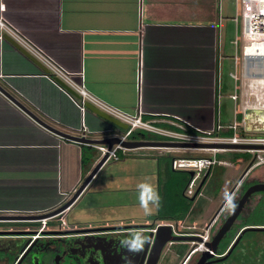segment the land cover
I'll list each match as a JSON object with an SVG mask.
<instances>
[{
	"label": "crops",
	"instance_id": "crops-1",
	"mask_svg": "<svg viewBox=\"0 0 264 264\" xmlns=\"http://www.w3.org/2000/svg\"><path fill=\"white\" fill-rule=\"evenodd\" d=\"M1 5L2 15L67 71L83 73L89 92L128 113H134L139 102L145 120L177 118L209 131L218 107L220 125L227 127L235 111L242 120L247 107L255 104L245 99L240 108L242 97L255 100L264 90L263 79L243 74L242 86L248 82L250 89L245 87L240 96L239 75L237 81L230 76L239 66L228 52L235 50L242 57L246 43L238 42L230 30L233 17L223 15L220 6L216 12L215 0H0ZM242 59L244 73L245 56ZM230 64L233 73L227 75ZM0 74V85L15 100L58 131L90 141L124 132L113 134L117 130L90 111L81 115L45 71L6 38L0 42ZM230 80L233 92L223 95L222 85ZM236 88L238 101L233 102L230 96ZM227 100L231 116L222 119ZM255 118L251 114L250 119ZM93 145L104 146L61 139L0 93V215L41 214L62 204L98 161L83 151L95 150ZM104 169L75 205L90 194ZM176 254L173 261L180 257Z\"/></svg>",
	"mask_w": 264,
	"mask_h": 264
},
{
	"label": "built area",
	"instance_id": "built-area-1",
	"mask_svg": "<svg viewBox=\"0 0 264 264\" xmlns=\"http://www.w3.org/2000/svg\"><path fill=\"white\" fill-rule=\"evenodd\" d=\"M236 4V16L233 17V21L237 24L238 22V6H240V18L242 23V37L246 43L242 47V54H245V50L248 49L254 42H260L259 36L264 34V0H235ZM3 5L0 7V42L7 36L14 43H16L24 52H26L30 57L36 60L45 69L44 76L53 83L57 89L66 95L69 100L79 109L81 115L88 111L86 109V104L89 103L95 107L98 111L105 113L106 115L122 122L127 126L126 130L121 135V140H127L129 136L136 130L145 131L151 134H155L161 137L169 139L170 143H185L190 145H215V147H193L187 148L200 153L211 152L212 156H195V157H173L170 163V168L172 171H182L186 172L188 175L190 172L193 173L190 180L185 188L184 194L186 197L194 198L193 204L190 211L186 216L177 221H159L155 223L149 230L153 237H155L157 229L159 227H169L171 234L179 237H198L201 239L200 242H191L192 248L190 252L184 257L183 264H186L194 256H200V254L207 250L206 244L209 243L213 237L212 229L215 227L216 219L219 216L220 210L227 206L230 200L234 197L235 192L238 191L244 179L248 174L255 168L264 165V132L253 133L248 132L244 126V114L242 120H237V115L240 112L235 111L234 121L227 127H223L219 122L218 107L215 112V120L213 128L209 131L199 130L185 121L175 118L174 121H168L160 119L157 117H151L147 120L143 118V113L140 109L139 102L134 113L125 112L105 101L98 98L91 92H89L84 84L83 73H70L63 66H61L51 55L46 53L38 45H36L29 37H27L23 32L17 29L13 24H11L3 15ZM217 25V23H215ZM254 39V40H253ZM234 43L237 42L235 41ZM238 56L235 57V65L238 64ZM254 76L264 80V67L262 65L254 66V68L246 70L244 64V74L250 72ZM235 73L230 74L231 78L235 81L238 80ZM0 74V79H2ZM220 76L219 72H216L214 79V91H216L215 100L218 104L219 99V85ZM262 82H260V88ZM66 87L72 90L77 96L72 95ZM237 88L230 98L233 102L238 101V96L236 94ZM264 90L258 94H255V104L253 106H248V111L264 110ZM166 125L167 127L163 126ZM83 132L85 129L82 127ZM224 131L227 133L224 134ZM232 146L238 148H231ZM99 152L98 160H100L104 155H107V159L103 165H107L109 162H119V152H125V149L121 144L113 145L110 150L106 146L93 145L91 146ZM226 151H235L238 153L254 154V158L250 161L247 167L243 169V174L240 176L239 180L228 190L225 197L221 200L216 199L214 205L220 206L219 212L212 218L211 213L207 215L209 218H205L202 222L198 219L191 220L190 216L191 210L195 207V203L199 198H203V186L211 174V170L216 166L230 167L231 162L228 163L226 160H221L217 158V153H224ZM240 160V159H239ZM237 160V161H239ZM242 168V167H241ZM239 168V169H241ZM205 171L203 178L204 182H200V185L194 190L193 186L197 180L199 173ZM204 183V184H203ZM65 211L64 213H66ZM58 221L61 226L65 225L66 219L64 216L58 215ZM202 224V228H200ZM204 226V227H203ZM182 264V263H181Z\"/></svg>",
	"mask_w": 264,
	"mask_h": 264
},
{
	"label": "rangeland",
	"instance_id": "rangeland-1",
	"mask_svg": "<svg viewBox=\"0 0 264 264\" xmlns=\"http://www.w3.org/2000/svg\"><path fill=\"white\" fill-rule=\"evenodd\" d=\"M216 12L220 6V11L222 10L223 15L235 17L236 16V4L235 0H215ZM237 24L233 21L229 23L230 30L232 29L236 33L238 42H243L242 37V23L240 18V6H238L237 11ZM264 39H262L263 41ZM243 51V50H242ZM230 58L235 55V50L228 52ZM243 54L239 55V88L241 90L240 96L242 95V90L250 89V85L242 86L244 81L242 79L243 72L241 73ZM245 63V61H244ZM232 64L228 65L227 75L232 72ZM226 75V73H223ZM224 77V76H223ZM264 87V83L261 84ZM233 80L225 81L222 85V94L228 95L233 92ZM264 89V88H263ZM247 100L250 105L255 103L253 96L242 97L240 102V108L243 105V101ZM229 106L226 109H222L221 118L225 115L231 116L232 105L229 100H227ZM264 101V96H263ZM117 130L118 134L120 131ZM137 133L146 136L148 141L152 142H169L168 138L161 137L155 134H151L145 131H138ZM253 134V133H252ZM92 155L94 158L99 156L97 150H87L86 154ZM124 153V152H122ZM213 153L206 152L200 153L190 149H152V148H142L136 149L134 151H125L123 154V159L119 162H110L103 168L105 174L97 178L94 183L90 194L82 199L78 204H76L71 210L65 213L64 218L73 224H81L86 226L90 222H99L107 220L111 223L122 222L126 224H136L144 225L146 223L155 221L154 215L157 210V190H156V177L158 168V159L160 157H195V156H212ZM217 158L221 160H226L230 164V167L216 166L211 170V174L203 186V198H199L195 203V207L191 210V220L198 219L201 222L205 218H209L207 215L210 213V217H214L220 210V206H215V200H221L225 197L226 193L232 186L239 180L241 174H243V169L248 166L250 161L254 158V154L238 153L235 151H226L224 153H217ZM240 159V160H239ZM239 160V161H237ZM242 167V168H241ZM241 168V169H239ZM181 172V171H177ZM205 174V171L199 173L197 180L194 183L193 189L195 190ZM179 174H174L173 180H178ZM262 182L264 183V165L253 169L248 176L244 179V184L249 182ZM188 198V197H187ZM240 198V188L235 192L234 197L230 200L227 206L220 210V214L217 218V223L212 229V234H215L220 226L223 224L227 215L233 210L236 202ZM190 199V197H189ZM258 197L251 196L249 202L245 208L253 207L257 203ZM244 208V209H245ZM243 212V211H242ZM157 222V221H155ZM204 227V226H203ZM202 228V224H200ZM148 229V228H145ZM143 236V241L147 238V234L140 231ZM240 233V232H239ZM238 233V234H239ZM236 235V237L238 236ZM235 237V238H236ZM249 243H255L254 249H251L250 255H253L254 250H259L258 254L253 256L256 257V264L264 261L262 255H264V234L257 235L256 237L246 239L243 241V245L247 247ZM190 247L189 243H176L173 246V252L163 254L159 264H180L186 251ZM178 252L180 257L173 261L174 253ZM248 252V251H246ZM199 255L196 256L195 260L190 261V264H195ZM173 261V262H172Z\"/></svg>",
	"mask_w": 264,
	"mask_h": 264
},
{
	"label": "flooded vegetation",
	"instance_id": "flooded-vegetation-1",
	"mask_svg": "<svg viewBox=\"0 0 264 264\" xmlns=\"http://www.w3.org/2000/svg\"><path fill=\"white\" fill-rule=\"evenodd\" d=\"M243 185L244 181L240 190ZM62 204L41 214L0 215L3 217L0 218V264H146L154 237L152 235L147 253L143 256L147 238L143 241L140 231L151 234L148 230L155 221L136 225L104 220L90 222L86 226L66 221L61 226L57 216H65L64 212L75 204L58 214L39 217L52 213ZM176 243L190 244L184 257L192 248L191 242H168L157 264L163 254L173 252ZM176 253L174 255L178 256ZM195 259L196 256L186 264Z\"/></svg>",
	"mask_w": 264,
	"mask_h": 264
},
{
	"label": "water",
	"instance_id": "water-1",
	"mask_svg": "<svg viewBox=\"0 0 264 264\" xmlns=\"http://www.w3.org/2000/svg\"><path fill=\"white\" fill-rule=\"evenodd\" d=\"M5 38L11 41L21 52L27 55L31 61L38 64L43 69V71H45L42 65H40L36 60L30 57L26 52H24L9 37L6 36ZM66 89L72 95L77 96L72 90L68 89L67 87ZM0 93L4 97H6L8 100H10L13 104H15L17 107H19L22 111H24L34 122H36L43 128L47 129L51 133L60 137L61 139L76 142L82 145L83 144L84 145L101 144V145L106 146L108 150H110L112 146L116 144H121V146L125 150H133V149H139V148L187 149V148L201 147V146L207 147V148L215 147V145H190V144H185V143L132 141L129 139L122 141L121 135H111V137H109L108 139L101 140V141H90L86 139L84 136H81V137L71 136L61 131H58L54 129L53 127L49 126L48 124L44 123L37 116H35L32 112H30L28 109L22 106L17 100H15L12 97V95L2 85H0ZM85 107L88 111L102 118L103 120L108 122L111 126L116 127L119 131L126 130L127 126L125 124L106 115L105 113L98 111L91 104L87 103ZM253 113L256 115V118L254 121L250 119V116ZM244 120H245L246 131L252 132V133L264 132V110L247 111L245 113ZM231 148H238V147L232 146ZM106 159H107V155H104L100 160L96 159L98 161L95 163L90 173L85 177V179L82 181L79 187L74 191V193H72L68 197V199H66L65 201H62V203L63 202L64 203L61 205V207H59L57 210L53 211L50 214L40 215L39 217L52 216V215L58 214L68 209L70 206H73L77 202L79 197L83 194V192L87 189L92 179L102 169ZM192 175L193 173L190 172L189 176H192ZM204 180H205V177L203 178L202 182H204ZM261 192H264V183H261V182L249 186L244 191V193L240 196L239 200L236 202L233 210L229 213V215L224 220L223 224L220 226L217 232L213 235L212 240L205 245L207 250L200 254L195 264H217V263L223 262L230 256V254L232 253L234 248L237 246L241 237L246 231L264 230V227H247V228L242 229L240 233L238 234V236L234 239L230 247L227 249V251L223 255H217V248H218L219 243L225 237L228 231L232 228V226L235 224L241 212L244 210L245 206L249 202L251 196L257 193H261ZM193 199L194 198H191V200ZM24 217H27V216H24ZM0 218H3V217H0ZM151 239H152V234H149L145 242V245H144L143 256L144 254L147 253L148 247L151 243ZM200 241L201 239L198 237H175L171 234V230L169 227H159L157 229L156 235L151 245V249H150L146 264H157L159 261L162 249L168 242H200Z\"/></svg>",
	"mask_w": 264,
	"mask_h": 264
},
{
	"label": "trees",
	"instance_id": "trees-1",
	"mask_svg": "<svg viewBox=\"0 0 264 264\" xmlns=\"http://www.w3.org/2000/svg\"><path fill=\"white\" fill-rule=\"evenodd\" d=\"M116 128V127H114ZM117 129V128H116ZM129 140H150L146 136L141 135L134 131ZM90 148V147H88ZM87 149L84 148V153ZM119 159H123V153H118ZM173 157L158 159L157 168V210L154 215L155 221H177L183 219L190 211L193 204V200L187 198L184 194L185 188L190 180L189 175L186 172L172 171L170 163ZM174 174H179L178 180H173ZM259 182L245 183L240 190V195L251 185ZM204 184V183H203ZM254 196V195H253ZM257 203L250 208H245L241 212L235 224L228 231L225 237L221 240L217 248V255H223L234 241L236 235L244 228L247 227H264V192L257 193ZM154 222V221H153ZM156 222V223H157ZM264 234V230H248L241 237L239 243L234 248L230 256L223 262L217 264H256L253 257L258 254L259 250H254L253 255H250L251 249L256 246L255 243H249L247 247L243 245V241L256 237L257 235ZM248 251V252H246ZM264 258V255H262ZM261 263L264 264V261ZM260 264V263H259Z\"/></svg>",
	"mask_w": 264,
	"mask_h": 264
},
{
	"label": "bare ground",
	"instance_id": "bare-ground-1",
	"mask_svg": "<svg viewBox=\"0 0 264 264\" xmlns=\"http://www.w3.org/2000/svg\"><path fill=\"white\" fill-rule=\"evenodd\" d=\"M264 12V11H263ZM255 38L259 37L260 42H254L253 45H251L248 49L245 50V68L253 69L254 66L262 65L264 67V34H261L259 36H254ZM254 40V39H253ZM248 56V57H246ZM251 57V58H250ZM254 75L252 71L250 74L247 73V76ZM251 77V76H250Z\"/></svg>",
	"mask_w": 264,
	"mask_h": 264
},
{
	"label": "clouds",
	"instance_id": "clouds-1",
	"mask_svg": "<svg viewBox=\"0 0 264 264\" xmlns=\"http://www.w3.org/2000/svg\"><path fill=\"white\" fill-rule=\"evenodd\" d=\"M129 139V138H128ZM126 151V150H125Z\"/></svg>",
	"mask_w": 264,
	"mask_h": 264
}]
</instances>
